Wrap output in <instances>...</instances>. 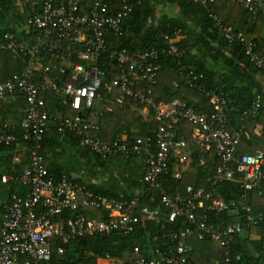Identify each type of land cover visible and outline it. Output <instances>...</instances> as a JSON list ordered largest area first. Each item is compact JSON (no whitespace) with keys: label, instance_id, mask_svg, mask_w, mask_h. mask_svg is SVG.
Masks as SVG:
<instances>
[{"label":"built area","instance_id":"1","mask_svg":"<svg viewBox=\"0 0 264 264\" xmlns=\"http://www.w3.org/2000/svg\"><path fill=\"white\" fill-rule=\"evenodd\" d=\"M83 1L15 0L19 11L25 12V22L16 32H0V49L20 57L23 62L17 72L0 81V102L15 92L23 96L25 107L19 127L22 139L29 142L27 164L16 176L26 190L23 194H10L0 217V264L44 261L49 258L54 239L58 242L56 252L61 254L63 245L76 238L112 231L128 234L145 220L157 219L158 207L137 206L134 197L124 200L95 193L71 176L49 172L39 147L53 121L61 137L67 132L73 133L79 145L101 158L115 153L139 156L143 186L157 191L169 220L182 216L189 223L180 232L167 235L174 242L172 249H155V255L146 256L138 247H133L127 264H185L186 240L209 239L228 247L244 228L264 227V205L253 212L244 202L243 194L225 200L214 188L234 180V172L239 174L235 180L242 189L264 183V150L242 153L231 167L239 130L226 127L231 106L223 92L215 87L205 89L199 84L202 75L190 70L187 81L208 95L209 110L195 111L185 99L159 100L152 94L151 87L160 67L158 56L167 55L178 63L182 55L175 45L178 30L164 34L165 45L161 47L118 48L109 39L122 35L123 19L131 12L135 0H92L88 4ZM214 1L237 3L252 16L264 4V0ZM214 23L226 41L241 43L250 61L264 68L262 60L251 51L250 38L222 26L216 18ZM102 54L113 62L114 77L99 67ZM46 93L52 94L59 109L46 107L43 96ZM105 96L108 101H104ZM126 98L140 104L142 116L150 113L154 122L152 136L144 139L122 136L109 143L91 136L89 132L98 128L101 114L112 111V104L122 105ZM257 109L255 96L243 114ZM178 122L191 125L190 138L202 153L198 163L203 165L212 158L211 169L204 177L209 190H193L187 185L185 194H168L160 187L169 158L178 165L189 158L183 151L186 144L171 129ZM7 126V123L0 124V144L8 145L15 140ZM178 175L179 171L174 170V176ZM6 179L5 175L0 178L2 182ZM84 209L106 212V217L86 218ZM221 211L239 213L241 220L220 224L211 219V215L215 217ZM262 251L264 256V247ZM223 257L226 264L239 260V254L231 255L227 248Z\"/></svg>","mask_w":264,"mask_h":264},{"label":"trees","instance_id":"2","mask_svg":"<svg viewBox=\"0 0 264 264\" xmlns=\"http://www.w3.org/2000/svg\"><path fill=\"white\" fill-rule=\"evenodd\" d=\"M92 0H84L88 4ZM167 9V11H166ZM24 10H26L24 8ZM160 11V12H159ZM25 12H20L15 0L0 1V32H16L25 22ZM150 19L147 23L146 20ZM218 19L222 26L231 28L235 33L250 38L252 53L264 64V4L255 16L233 2L209 0H135L131 12L123 19L122 35L109 42L118 48L128 50L146 49L151 46L165 45L164 34L175 30V45L182 51L178 63L167 55L158 56L160 67L152 85V94L156 99H185L195 111H207L210 108L208 95L199 88H194L187 81V72L202 75L199 84L205 89H220L226 102L231 106L227 114L228 130H239V137L233 151L234 159L242 153H251L257 149L264 150V68L256 67L249 56L244 53L243 45L237 41L228 42L215 26ZM23 65L20 57L0 49V81L10 77ZM99 67L110 77L115 76L113 62L102 54ZM180 71V73H179ZM198 83V82H197ZM48 109L60 108L51 93L43 94ZM257 96L258 109L254 113L243 114ZM108 101V97H104ZM112 103V102H111ZM24 98L20 93H13L0 102V124L7 123V129L15 135V140L8 145L0 144V217L4 205L11 193L23 194L26 186L16 176L27 164L29 142L21 137L20 121L24 112ZM112 111L101 114L98 128L90 135L102 142L109 143L125 136L126 139L152 136L154 122L148 112L139 113L140 104L126 98L120 106L112 104ZM66 114V111H61ZM260 127L257 134L255 126ZM174 136L186 144L183 149L189 154L186 163L175 164L169 158L167 173L160 179V187L168 194L178 192L185 194V186L193 190H209L210 185L204 177L213 163L208 158L203 165L198 163L202 153L190 138L191 125L178 122L172 125ZM65 139V140H63ZM68 147L66 155L65 148ZM39 152L43 156L47 170L58 176H71L87 190L108 197L129 200L136 198L137 206L158 207L156 220H145L128 234L112 231L101 235L76 238L63 245V252L58 254L54 239L51 243L49 258L44 261H30L28 264H96L98 260L110 259L127 264L133 247L146 256L172 249L174 244L167 238L168 234L178 233L189 226L182 216L168 219L167 209L160 204L156 190L146 189L142 182V161L137 155L109 154L104 158L79 145L78 138L67 132L61 137L55 127V121L49 124L40 142ZM174 170L179 171L174 176ZM234 180L215 185V190L225 200L244 195V202L256 212L264 205V183L252 189H242ZM149 197L152 199L150 200ZM86 218H105L106 212L84 209ZM211 219L220 224L241 220L239 213L221 211L211 215ZM188 250L185 264H226L223 251L227 248L231 255L238 253L239 260L232 264H263L264 227L254 225L246 227L234 236L228 247L209 239L186 240ZM100 262H97L99 264Z\"/></svg>","mask_w":264,"mask_h":264},{"label":"crops","instance_id":"3","mask_svg":"<svg viewBox=\"0 0 264 264\" xmlns=\"http://www.w3.org/2000/svg\"><path fill=\"white\" fill-rule=\"evenodd\" d=\"M253 131L258 134L260 132V127L258 125L255 126L254 129H253ZM97 262H105L106 264H109L110 261H109V259H102V260H98ZM115 264H120V263H119V261H117V263H115ZM263 264H264V262H263Z\"/></svg>","mask_w":264,"mask_h":264},{"label":"rangeland","instance_id":"4","mask_svg":"<svg viewBox=\"0 0 264 264\" xmlns=\"http://www.w3.org/2000/svg\"><path fill=\"white\" fill-rule=\"evenodd\" d=\"M166 11H167V9H166ZM159 12H160V11H159ZM68 151H69V150H68V147H66V148H65V153H66V155H67ZM109 261H110L109 264H115V263H117L116 260H113V261H112V260L109 259ZM96 264H97V262H96ZM99 264H106V263H105V262H100Z\"/></svg>","mask_w":264,"mask_h":264},{"label":"water","instance_id":"5","mask_svg":"<svg viewBox=\"0 0 264 264\" xmlns=\"http://www.w3.org/2000/svg\"><path fill=\"white\" fill-rule=\"evenodd\" d=\"M63 140H65V139H63Z\"/></svg>","mask_w":264,"mask_h":264}]
</instances>
